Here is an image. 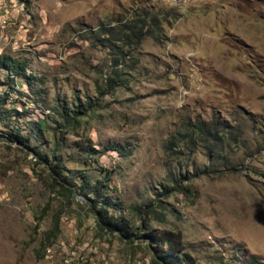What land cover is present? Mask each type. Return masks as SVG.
I'll use <instances>...</instances> for the list:
<instances>
[{"label":"rangeland","instance_id":"1","mask_svg":"<svg viewBox=\"0 0 264 264\" xmlns=\"http://www.w3.org/2000/svg\"><path fill=\"white\" fill-rule=\"evenodd\" d=\"M147 18L158 27L124 59L108 30ZM3 59L26 60L38 80L29 89L0 70V96L50 128L27 146L0 134V264H152L145 242L104 232L67 190L105 169L138 233L147 219L134 209L154 204L165 221L149 222L181 232L200 264H264V0H0ZM116 60L128 82L112 93ZM76 98L93 111L57 128L49 107ZM222 133L234 138L209 149Z\"/></svg>","mask_w":264,"mask_h":264},{"label":"trees","instance_id":"2","mask_svg":"<svg viewBox=\"0 0 264 264\" xmlns=\"http://www.w3.org/2000/svg\"><path fill=\"white\" fill-rule=\"evenodd\" d=\"M154 21L155 18H147V20L145 19V22L138 21V29L134 28L118 32H114L116 30L114 29L115 27H111L108 30L110 33L106 39L114 44L122 43L123 46L122 49L119 50V54L121 53L125 59L128 53H125L126 49H130L135 42L141 40L146 32H148L146 35H149L150 32L154 31V28L158 27ZM134 24L132 26H135ZM103 31H105V29H103L102 32ZM0 64V70H4L10 76L11 80L16 79L24 81L28 84L29 89H31L34 82L38 80L37 77L27 74L29 65L26 60L14 61L11 59H3L0 61ZM121 65L122 62L120 60L115 61L116 70L110 78L106 79L107 92L112 90L113 93L118 86L122 89L128 82L126 79H122L120 73L121 71H119V67ZM42 85L43 84L41 83V86ZM11 89L13 92H17L13 87H11ZM11 95V93H5L3 96H0V134L6 136L11 144L27 146L26 144L31 140L40 142V140L35 139L34 137V133L37 128H39L38 132L46 133L50 127H48L46 121L42 119H38L37 122L28 121V116H25L26 119H24L23 113L17 111L15 105H12ZM5 96L8 97L6 98ZM77 100L78 99L76 98V102L71 103V105L66 104V102H58L55 107H49L51 117L53 122L56 123L57 128L70 131L78 129L82 118L87 116L89 109H93L90 102L81 103L77 102ZM7 106H9L8 109ZM218 130L219 129H216L214 131ZM221 136V139L218 136H214L210 139L208 138L207 142L210 144L208 148H220L223 146L225 141H231L232 138H234V136L230 133H222ZM78 148L82 147L78 146ZM36 150L37 155L44 162H47L46 159L49 155H46L41 147ZM81 150L85 151L90 156H92V153L95 152L91 146H85ZM41 152L43 154H41ZM89 160L90 162L88 164H91L92 158ZM53 168L54 171L52 173L56 176V178H63L64 184L67 186H76L77 183H73L72 179L64 176L61 165H59L58 162L55 163ZM96 172H102L103 176L99 178V174H97V177L95 178L94 176H91L90 173L82 175L80 177L81 182L79 183V188L77 189L78 191L70 190V188L67 190L75 195L80 194V196H83L87 200L92 207V213L97 216V224L101 230L108 234L120 233L126 238L138 237L139 240L145 242L147 245L148 251L150 255H152V264H200L196 257L187 250L185 238L181 232L161 230L149 222L151 218L155 219L158 216H161V220L163 222L165 221L164 212L160 210L159 207H154V204L151 206L146 205L140 207L139 209L136 207L134 209L136 213L144 212L147 219V224L145 225L143 231L138 233V229L134 228L128 219L119 215L122 210L121 203L118 199L115 200L114 197L109 194L112 183V172L107 169ZM54 182L58 183L57 179H54ZM62 186L64 187L65 185H61V187ZM179 190L184 192L189 191L190 188L186 187ZM250 264H256V262L252 261Z\"/></svg>","mask_w":264,"mask_h":264}]
</instances>
